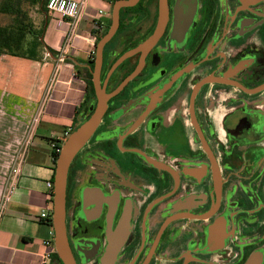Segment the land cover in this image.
<instances>
[{"label":"flooded vegetation","instance_id":"obj_1","mask_svg":"<svg viewBox=\"0 0 264 264\" xmlns=\"http://www.w3.org/2000/svg\"><path fill=\"white\" fill-rule=\"evenodd\" d=\"M100 81L124 85L68 170L74 264H264V0H140Z\"/></svg>","mask_w":264,"mask_h":264},{"label":"crops","instance_id":"obj_2","mask_svg":"<svg viewBox=\"0 0 264 264\" xmlns=\"http://www.w3.org/2000/svg\"><path fill=\"white\" fill-rule=\"evenodd\" d=\"M79 1L84 2L82 17L69 41L68 25L61 26L55 18L50 29L45 25L38 59L0 54V196L17 156L23 154L18 189L0 223V264L49 263L46 257L53 246L47 242L53 240V228L41 215H52L53 189L48 183L54 185L53 145L61 144L64 131L83 113L77 110L87 95L83 71L95 52V22L106 24L112 11L111 0ZM47 16L49 12L42 19ZM42 19H34V26ZM40 128L49 133L42 136L50 141L51 149H27L32 144L41 146L35 143ZM38 151L45 154L34 157Z\"/></svg>","mask_w":264,"mask_h":264},{"label":"water","instance_id":"obj_3","mask_svg":"<svg viewBox=\"0 0 264 264\" xmlns=\"http://www.w3.org/2000/svg\"><path fill=\"white\" fill-rule=\"evenodd\" d=\"M139 1L140 0H117L112 5L111 25L109 30L95 45V64L94 69L92 70V82L97 98L96 108L92 115L67 137L60 149L59 156L56 161L53 186L52 228L54 231V249L64 264H74L66 231V186L68 170L75 156L82 148H84L99 128L107 109L109 98L120 92L124 85L123 84L119 87L111 95H107L105 93L100 81L103 51L106 44L113 38L120 26L121 10L135 6ZM159 6L160 20H163L166 0H159ZM127 57H129V53L120 58L114 68H116V66H118ZM127 82L128 80L125 81V83Z\"/></svg>","mask_w":264,"mask_h":264},{"label":"trees","instance_id":"obj_4","mask_svg":"<svg viewBox=\"0 0 264 264\" xmlns=\"http://www.w3.org/2000/svg\"><path fill=\"white\" fill-rule=\"evenodd\" d=\"M47 0H1L0 1V15L7 16L8 22L4 25H0V54H6L10 56L23 57L32 60L38 59L37 48L42 47V41L38 36H34L29 43H27L28 35H32L34 31V21L30 16V8L26 6L36 7L38 13L48 15L46 8ZM114 3H112L113 5ZM111 25V18L108 22V27ZM103 35V34H102ZM98 35L95 45L103 37ZM39 42V43H38ZM51 54L54 52L49 49ZM95 55L92 59L94 60ZM86 99L80 108L77 110V114L83 112L88 108L91 100L94 97V88L91 80V75L86 76ZM61 143V142H60ZM56 147L61 149V144H57ZM59 153L53 152L54 161L58 159ZM49 225L52 226V215L46 220Z\"/></svg>","mask_w":264,"mask_h":264},{"label":"built area","instance_id":"obj_5","mask_svg":"<svg viewBox=\"0 0 264 264\" xmlns=\"http://www.w3.org/2000/svg\"><path fill=\"white\" fill-rule=\"evenodd\" d=\"M1 1V0H0ZM84 6V2L79 1V0H47L46 3V8L49 13L56 14L58 16V21L59 24L62 25H68V32L66 33V41H69L73 33L75 32V28L78 25V22L80 18L82 17V7ZM104 11L101 10L99 11V15L103 16ZM96 29H97V34L94 35V40L96 41L98 34L100 31L103 29L105 26V23L97 20L95 22ZM67 50V48H65ZM60 61H64V58L61 57ZM71 127L67 128L64 133L62 138L60 139L61 142L63 139L67 138L71 134ZM53 149L55 152L59 153L60 149L56 147V145H53ZM23 159V154L20 153L17 156L16 163L11 167L8 175H7V180H6V186L3 191V193L0 196V223L6 213L7 207L9 203L12 200L13 195L18 189V183H19V178H20V168L19 164ZM53 184L48 183V187L50 189H53ZM43 219H48L49 215L47 213H43L41 215ZM53 236V240L50 242H47L48 246H53L51 248V251L47 254L46 259L50 260L51 255L54 253V231L51 232Z\"/></svg>","mask_w":264,"mask_h":264},{"label":"rangeland","instance_id":"obj_6","mask_svg":"<svg viewBox=\"0 0 264 264\" xmlns=\"http://www.w3.org/2000/svg\"><path fill=\"white\" fill-rule=\"evenodd\" d=\"M28 8V5L26 6ZM30 10V16L32 17V20L34 21V19L38 18V17H41L42 19V15H40L38 13V9H29ZM110 15H108V17L106 16L105 20H106V24L108 25V22H109V18ZM48 19L44 18L42 19L41 23L40 24H36L34 26V31L32 33V35H28L27 37V43H29L33 38L35 39L36 36H38L39 40L42 41V39L44 40V34H45V25H48L49 24V29L51 28V23L52 21H54V19L58 18L56 14H53V13H49V16H47ZM0 20H3L1 21V24H6L9 20V18L6 19V17L4 16H1L0 15ZM100 34V33H99ZM35 36V37H34ZM42 38V39H41ZM39 43V42H38ZM42 43V47L44 46V42H41ZM87 78V77H86ZM45 122V120L43 121V123ZM81 125V124H79ZM41 127V126H40ZM43 128H40V131L37 135V137L35 138V143H41V146H33V144L31 146H28L27 149H51L50 147V141L46 138V137H43V133H44V136L47 134L49 135V133H47L45 130H41ZM66 139V138H65ZM64 139V140H65ZM53 142V141H52ZM63 142H61L62 144ZM62 147V146H61ZM45 154L44 152L42 153L41 151H38L37 154L34 155V157H42L41 155Z\"/></svg>","mask_w":264,"mask_h":264},{"label":"bare ground","instance_id":"obj_7","mask_svg":"<svg viewBox=\"0 0 264 264\" xmlns=\"http://www.w3.org/2000/svg\"><path fill=\"white\" fill-rule=\"evenodd\" d=\"M48 11V10H47Z\"/></svg>","mask_w":264,"mask_h":264}]
</instances>
